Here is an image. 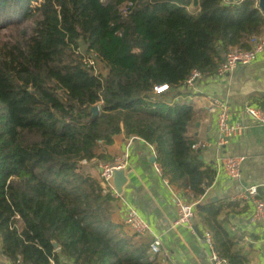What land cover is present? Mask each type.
I'll return each mask as SVG.
<instances>
[{"label":"trees","instance_id":"obj_1","mask_svg":"<svg viewBox=\"0 0 264 264\" xmlns=\"http://www.w3.org/2000/svg\"><path fill=\"white\" fill-rule=\"evenodd\" d=\"M125 2L132 6L123 15ZM190 3L0 0V251L11 262L161 264L148 255L152 239L127 235L112 220L118 199L82 163L110 161L104 149L122 134L153 147L184 200L211 186L215 171L188 135L195 110L176 98L192 71L214 75L226 52L249 49L264 15L255 0H192L196 14ZM10 29L17 32L5 40ZM82 45L105 62L104 74L86 68ZM163 85L168 90L154 94ZM221 213L197 205L193 227L235 264Z\"/></svg>","mask_w":264,"mask_h":264},{"label":"crops","instance_id":"obj_2","mask_svg":"<svg viewBox=\"0 0 264 264\" xmlns=\"http://www.w3.org/2000/svg\"><path fill=\"white\" fill-rule=\"evenodd\" d=\"M193 5L195 10L191 14L198 11V6L192 2L188 7L193 8ZM180 92L181 96L176 99L191 104L195 110V120L189 126L188 135L195 144H207L197 150L202 162L215 171L213 165L221 156L244 157L238 180H231L222 172L215 171L214 180L205 194L196 201L187 202L196 206L222 207L221 218L229 232L227 240L233 241L231 249L238 259L235 264H264V222L250 224V204L237 199L239 191L252 185L258 186L260 196L264 197V126L252 124L250 118L242 113L246 105L264 110V63L238 65L224 77L200 75L192 85L184 84ZM208 96L228 104L231 123L245 125L242 134L231 138L223 147L217 146L216 114L208 111ZM104 153L111 159L105 163H113L127 154L126 182L122 186L120 200L133 205L150 224L151 235L140 237L149 241L153 236L160 237L166 255L148 253L150 258L159 257L161 264H209V250L202 241L205 230L173 225L176 219L174 198L182 197L170 188L165 177L155 173L153 163L158 160L153 147L141 139L125 138L121 134L104 149ZM99 162L103 161L82 163L87 173L98 180ZM118 203L119 209L112 220L123 224V207L121 201ZM123 230L127 235L132 234L125 225ZM60 261L72 264L63 257ZM0 264H3L1 256Z\"/></svg>","mask_w":264,"mask_h":264},{"label":"built area","instance_id":"obj_3","mask_svg":"<svg viewBox=\"0 0 264 264\" xmlns=\"http://www.w3.org/2000/svg\"><path fill=\"white\" fill-rule=\"evenodd\" d=\"M190 1L192 2V0ZM255 5L258 8L257 0H255ZM131 6V2L123 3L120 6L122 14H128ZM247 43L250 45V48L247 50L235 48L224 54L223 59L215 73L217 77H224L228 75L238 65L248 66L256 62L264 63V31L260 35L250 36L247 40ZM90 53L94 54L99 59L98 61L104 66L105 62L101 61L96 53ZM82 62L86 68L93 72L95 76L100 75L97 72L92 60L82 57ZM199 76L200 74L197 71H192L185 84L188 86L192 85L193 81ZM167 90L168 86L166 85L156 86L153 88L154 94H162ZM206 99L208 101V111L216 114V129L218 133L217 146L223 147L231 138L241 135L245 125L243 123L230 122L231 112L226 102L210 96L206 97ZM242 113L244 116L246 115L250 118L252 124L264 126V110L246 105L243 108ZM206 145V143H197L193 145V149L199 150L205 148ZM126 159L127 154H124L122 158L117 159L113 163L99 162V184L104 193H109L113 198L121 201L123 207V224L127 226L132 231V233L138 236L151 235V227L148 221L138 214L136 208L133 205L120 200V194L116 193L113 186L114 172L119 169H125ZM243 161V156L224 155L217 159L213 166L216 172H222L227 178L231 180H238L241 176ZM153 169L155 173L163 176L162 167L158 162L153 163ZM237 199L243 200L250 204V224L255 225L264 222V197L260 196L258 192V186L252 185L242 189L237 194ZM174 204L176 208V219L173 225L184 226L190 230H193V218L196 207L195 203L187 202L180 197H175ZM202 241L209 250L207 256L209 264H229L227 259L220 256L215 251L212 236L209 232H203ZM149 251L154 255L162 253L166 255L163 251L162 242L159 236H153L152 241L149 244ZM0 256L2 258L3 264H20L19 259L16 263H13L4 255H2L1 251Z\"/></svg>","mask_w":264,"mask_h":264},{"label":"water","instance_id":"obj_4","mask_svg":"<svg viewBox=\"0 0 264 264\" xmlns=\"http://www.w3.org/2000/svg\"><path fill=\"white\" fill-rule=\"evenodd\" d=\"M226 1L229 3H236L239 2L240 0H226ZM257 1H258V8L264 15V0H257ZM91 112L93 116H95L98 113V107L97 106L92 107ZM125 182H126V177L124 175V169H119L115 171L113 177V186L117 194L121 193L122 186L125 184ZM53 246L54 248L58 247L56 243H53Z\"/></svg>","mask_w":264,"mask_h":264},{"label":"rangeland","instance_id":"obj_5","mask_svg":"<svg viewBox=\"0 0 264 264\" xmlns=\"http://www.w3.org/2000/svg\"><path fill=\"white\" fill-rule=\"evenodd\" d=\"M194 10H195L194 9V5H193V8L192 7H187V11L190 14L192 12H194ZM26 26H33V25H31V23H28ZM11 32L15 35L17 31H16V29H10V32H9V30H4V31L1 32V35L3 37H5V40H8V36L10 35ZM79 56L84 57L85 59L92 60L94 62V66H95V68H96V70H97V72L99 74H104L105 73V68H104L103 64L98 61L99 59L94 54H92L90 52H87L86 51V47L84 45H82V47H80ZM98 106L99 105H97V107ZM98 110H99V107H98Z\"/></svg>","mask_w":264,"mask_h":264}]
</instances>
